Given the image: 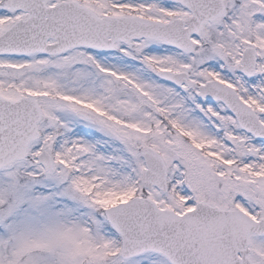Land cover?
<instances>
[{
	"label": "snow or ice",
	"instance_id": "snow-or-ice-1",
	"mask_svg": "<svg viewBox=\"0 0 264 264\" xmlns=\"http://www.w3.org/2000/svg\"><path fill=\"white\" fill-rule=\"evenodd\" d=\"M0 264H264V0H0Z\"/></svg>",
	"mask_w": 264,
	"mask_h": 264
}]
</instances>
